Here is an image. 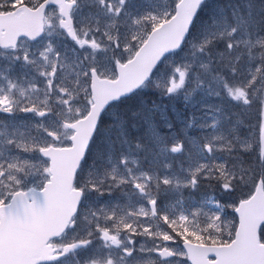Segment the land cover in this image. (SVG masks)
<instances>
[{
  "label": "snow or ice",
  "instance_id": "obj_1",
  "mask_svg": "<svg viewBox=\"0 0 264 264\" xmlns=\"http://www.w3.org/2000/svg\"><path fill=\"white\" fill-rule=\"evenodd\" d=\"M0 264H264V0H0Z\"/></svg>",
  "mask_w": 264,
  "mask_h": 264
}]
</instances>
